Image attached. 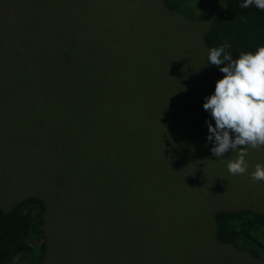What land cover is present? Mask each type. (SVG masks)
Instances as JSON below:
<instances>
[{"label":"rangeland","instance_id":"1","mask_svg":"<svg viewBox=\"0 0 264 264\" xmlns=\"http://www.w3.org/2000/svg\"><path fill=\"white\" fill-rule=\"evenodd\" d=\"M210 27L163 0H0V206L45 202L43 264H264L216 236L219 210L264 214V147L243 176L211 152Z\"/></svg>","mask_w":264,"mask_h":264},{"label":"trees","instance_id":"2","mask_svg":"<svg viewBox=\"0 0 264 264\" xmlns=\"http://www.w3.org/2000/svg\"><path fill=\"white\" fill-rule=\"evenodd\" d=\"M175 12L197 20H209L205 36L209 50L227 40L226 49L233 59L241 52H253L264 46V11L255 5L244 9V0H163ZM211 69L223 78L219 67ZM41 77H68L50 61H42ZM46 204L29 196L12 209L0 206V264H43L48 253ZM217 239L255 258H264V214L251 209L219 210L215 214Z\"/></svg>","mask_w":264,"mask_h":264},{"label":"clouds","instance_id":"3","mask_svg":"<svg viewBox=\"0 0 264 264\" xmlns=\"http://www.w3.org/2000/svg\"><path fill=\"white\" fill-rule=\"evenodd\" d=\"M255 5L264 11V0H244L241 8ZM231 44L225 40L220 47L209 50L211 65L221 66L223 78L216 82L215 92L205 98L203 108L215 121H206L209 135L207 140L214 143L211 152L218 158L229 151L238 150L237 157L229 160L227 169L233 176L248 173L247 149L264 147V46L255 53L241 52L238 59L226 49ZM253 183L264 181V164H257L251 172Z\"/></svg>","mask_w":264,"mask_h":264}]
</instances>
